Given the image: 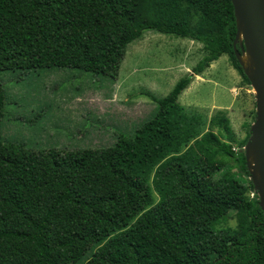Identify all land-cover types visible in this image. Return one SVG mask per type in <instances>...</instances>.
I'll use <instances>...</instances> for the list:
<instances>
[{"label": "trees", "instance_id": "obj_1", "mask_svg": "<svg viewBox=\"0 0 264 264\" xmlns=\"http://www.w3.org/2000/svg\"><path fill=\"white\" fill-rule=\"evenodd\" d=\"M145 31L201 43L193 74L226 55L249 83L231 0H0V71L68 67L114 81ZM192 73L163 97L146 92L154 114L113 144L114 166L145 187L146 201L93 222L48 150L0 133V264H264V213L250 179L244 187L243 149L178 102ZM3 109L0 90V119ZM230 212L234 227L223 225Z\"/></svg>", "mask_w": 264, "mask_h": 264}, {"label": "rangeland", "instance_id": "obj_2", "mask_svg": "<svg viewBox=\"0 0 264 264\" xmlns=\"http://www.w3.org/2000/svg\"><path fill=\"white\" fill-rule=\"evenodd\" d=\"M202 56L199 42L145 31L128 45L114 81L68 67L0 71L1 136L48 150L56 177L87 222L143 205L145 187L116 169L113 144L154 114L146 92L165 96ZM191 76L178 97L181 107L206 115V130L223 135L236 152L243 149L255 117L252 87L226 55ZM248 179L243 177L245 189ZM248 195L256 193L249 189ZM223 225L235 226L233 212Z\"/></svg>", "mask_w": 264, "mask_h": 264}, {"label": "water", "instance_id": "obj_3", "mask_svg": "<svg viewBox=\"0 0 264 264\" xmlns=\"http://www.w3.org/2000/svg\"><path fill=\"white\" fill-rule=\"evenodd\" d=\"M231 3L236 25L233 49L255 99V117L243 146L245 165L264 213V0Z\"/></svg>", "mask_w": 264, "mask_h": 264}]
</instances>
